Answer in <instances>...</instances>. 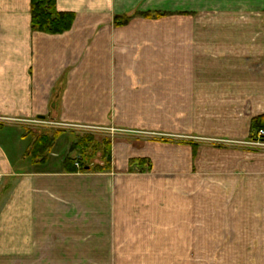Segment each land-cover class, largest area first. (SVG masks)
<instances>
[{
    "label": "crops",
    "instance_id": "obj_1",
    "mask_svg": "<svg viewBox=\"0 0 264 264\" xmlns=\"http://www.w3.org/2000/svg\"><path fill=\"white\" fill-rule=\"evenodd\" d=\"M55 6L74 21L48 34L31 30L30 0H0V264H264L263 154L246 177L233 175L246 162L145 136L257 134L264 0ZM44 117L110 133L109 169L67 171L58 136L50 157L29 158L19 121ZM199 226H254L253 239L204 240Z\"/></svg>",
    "mask_w": 264,
    "mask_h": 264
},
{
    "label": "rangeland",
    "instance_id": "obj_2",
    "mask_svg": "<svg viewBox=\"0 0 264 264\" xmlns=\"http://www.w3.org/2000/svg\"><path fill=\"white\" fill-rule=\"evenodd\" d=\"M123 16H130L123 15ZM122 16V17H123ZM151 18V17H149ZM158 18V17H157ZM156 19V18H151ZM125 22H120L119 25H124ZM24 125V132L28 130L29 138L32 139V143L30 146V152H26L29 155V158L37 159V160H45L50 157V153L52 152V148L54 147L55 139L53 140V144H50V141L46 139H53L57 136L59 137L58 144L56 145V149H54L55 153L59 152V147L63 148V143L66 144L67 147L64 148L66 151L68 150V154L66 159H70L73 161L74 167L81 170L82 166L86 165L89 168V171H93L92 169L97 166H103V163H107V155L104 153V146L101 145L104 140H111V134L106 132L105 130H101L100 128L95 127H82V126H72L66 125L62 123L55 122V120H51L50 118H42V119H33V120H22L19 121ZM68 132V133H67ZM65 133V134H63ZM88 135L89 142L88 147L82 149V154L79 148H72V145L77 141L81 140L83 137ZM69 136V139H68ZM145 136H149L152 141L156 142H167L168 145L173 143L174 140H182L186 143L195 142L200 144V149L197 154L198 158H211L214 160H230L231 162L241 161L246 162V167H240L239 172L236 171L233 175H243L246 177H253L255 175L254 168V159L256 157H260L261 154L264 156V141L253 139L255 133L249 138H240L234 140V138H222V137H204V136H194V135H182V136H174V135H161L158 133L146 134ZM57 137V138H58ZM41 139V144L39 148H36V140ZM58 140V139H57ZM34 149H32L33 145ZM58 146V147H57ZM213 147V148H212ZM158 152V151H157ZM168 157H174L175 149L167 148ZM195 154V153H194ZM195 155H193L194 157ZM57 157V156H56ZM185 158V156L183 155ZM110 165V164H109ZM216 171L221 168L215 167ZM200 174L205 175L207 172L205 170H201ZM216 174V173H211ZM200 228V238L208 239L207 234H210V239H225L228 243H234L233 240H238L239 238H250L253 239V228L254 226H199ZM251 234V236H248ZM225 242V243H227ZM206 249V248H205ZM232 250H235L231 247ZM236 254V252H235ZM239 255V254H238ZM236 254V258L238 256ZM234 258V256H232ZM235 260V259H233ZM236 261V260H235ZM228 264H239L230 262ZM246 264H254L253 262H247Z\"/></svg>",
    "mask_w": 264,
    "mask_h": 264
},
{
    "label": "trees",
    "instance_id": "obj_3",
    "mask_svg": "<svg viewBox=\"0 0 264 264\" xmlns=\"http://www.w3.org/2000/svg\"><path fill=\"white\" fill-rule=\"evenodd\" d=\"M30 13H31V30L33 32H43L48 34H59L62 32H65L69 30L73 24L74 21V14L69 12H60L56 9L55 6V0H30ZM145 16L151 17V18H157L160 15H163V13H157V12H149L145 13ZM130 16H120L118 17V21L116 23L120 22H126V20ZM251 130L258 132L259 130L264 131V114L256 116L251 121ZM257 134L253 136V139H256ZM89 136L86 135L81 140L77 141L75 144L72 145V148H79L82 154V149L85 147H88L89 142ZM53 139H46L50 141V144L53 143ZM91 139V138H90ZM264 139V136L262 137ZM38 141V142H37ZM36 148H39L41 142V139L39 138L36 140ZM101 145L104 146V153L108 157L107 163H103V166H97L94 167L93 171H105L109 169L110 164V141L104 140V142H101ZM35 144L33 145L32 149H34ZM130 166H136L139 167L140 170H149L151 168L150 161L146 158H136L130 160ZM64 167L69 172H76L79 169L74 167L73 161L70 159H65L64 161ZM80 171H89V168H87L86 165L82 166Z\"/></svg>",
    "mask_w": 264,
    "mask_h": 264
},
{
    "label": "built area",
    "instance_id": "obj_4",
    "mask_svg": "<svg viewBox=\"0 0 264 264\" xmlns=\"http://www.w3.org/2000/svg\"><path fill=\"white\" fill-rule=\"evenodd\" d=\"M263 136H264V131L259 130L258 134H257V139L260 140L261 142H263V140L261 139Z\"/></svg>",
    "mask_w": 264,
    "mask_h": 264
}]
</instances>
